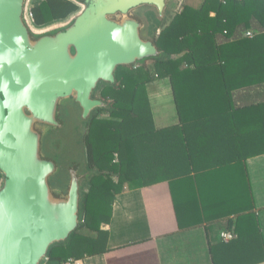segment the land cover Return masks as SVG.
<instances>
[{
    "label": "trees",
    "instance_id": "1",
    "mask_svg": "<svg viewBox=\"0 0 264 264\" xmlns=\"http://www.w3.org/2000/svg\"><path fill=\"white\" fill-rule=\"evenodd\" d=\"M82 1L35 0L30 6L34 25L67 18ZM154 19L150 29L158 52L117 66L114 82L102 89L108 116L88 119L83 140L89 174L81 185L79 220L65 239L48 247L46 264L107 249L108 231L103 225L110 220L113 195L124 183L135 188L167 180L182 189L184 203L194 201L201 210L202 187L195 185V179L264 152V100L234 101L236 89L264 88V0L184 4L160 29L161 19ZM249 28L256 34L243 36ZM162 77L171 81L180 123L158 129L146 84ZM240 202L233 209L234 223L227 219L224 224L237 237L210 245L213 264L264 260V239L248 177L245 200ZM175 209L180 228L203 222L177 201Z\"/></svg>",
    "mask_w": 264,
    "mask_h": 264
},
{
    "label": "water",
    "instance_id": "2",
    "mask_svg": "<svg viewBox=\"0 0 264 264\" xmlns=\"http://www.w3.org/2000/svg\"><path fill=\"white\" fill-rule=\"evenodd\" d=\"M179 1L83 0L70 26L35 39L54 24H32L30 0H0V264H46L48 247L78 223L80 166L42 153L48 127L63 128L56 106L72 99L87 114L99 104L90 98L98 80L158 52L143 11L166 17Z\"/></svg>",
    "mask_w": 264,
    "mask_h": 264
},
{
    "label": "crops",
    "instance_id": "3",
    "mask_svg": "<svg viewBox=\"0 0 264 264\" xmlns=\"http://www.w3.org/2000/svg\"><path fill=\"white\" fill-rule=\"evenodd\" d=\"M187 1L183 0L179 10L184 4L198 7L203 0ZM146 90L154 127L159 129L179 124L170 79L162 77L150 81ZM262 100V86L234 91L236 104ZM247 177L253 195L254 214L264 239L263 152L243 161H232L215 169L214 173L195 179V185L202 187L198 192L201 210L194 201L184 203L186 196L182 198L179 195L182 189L172 187L167 180L135 188L124 183L123 188L113 195L111 217L103 225L108 231L107 249L80 258V264H213L210 245L221 241L219 233L225 229L227 219L234 223L236 215L233 209L240 207L241 199L245 200ZM176 201L184 210L196 212L203 222L180 228ZM251 264H264V260Z\"/></svg>",
    "mask_w": 264,
    "mask_h": 264
},
{
    "label": "rangeland",
    "instance_id": "4",
    "mask_svg": "<svg viewBox=\"0 0 264 264\" xmlns=\"http://www.w3.org/2000/svg\"><path fill=\"white\" fill-rule=\"evenodd\" d=\"M35 0H30V3H33ZM187 1V0H186ZM188 2V1H187ZM183 4V0L175 3L172 8L167 10L166 17H162L161 19V25L157 29H160L163 25L167 24L169 20L173 17V15L179 11V6ZM31 6V5H29ZM143 16L148 20L150 23V26H153L155 23L154 14L150 10H144ZM149 17V19H148ZM69 23L68 18L63 20L55 21L51 24H54L52 28L56 29L61 26H65ZM155 27V26H154ZM151 31V29H150ZM153 35V32L151 31V34ZM150 62V61H148ZM73 101V100H72ZM71 100L63 101V103L60 105L61 109V115L64 118V123H67L69 121V126L71 129L67 131V127L63 126L62 130L58 128L48 127L46 132L50 131L53 134L45 135L43 139V147H42V153L43 155H47L49 157H56V162L66 169L69 168L73 163L76 161L79 164V175H80V182L83 183L86 180V175L89 174V172L86 170V158H85V149L84 145L82 144V136L86 133V125L85 124H79V126L75 127L80 121L78 119V113L79 110L76 105L73 104ZM70 113V116H66L65 112L67 111ZM66 116V117H65ZM108 113L105 112L103 114V117H107ZM68 118V119H67ZM64 130V134H63ZM74 130V131H71ZM68 134H67V133ZM70 132H73V139L71 138ZM67 134V136H66ZM75 142V144H74ZM73 143V144H72ZM75 155L77 157H75ZM67 173V172H66ZM66 178V177H65ZM51 183L61 185V187H66V179L64 182L60 180L59 177L57 178H51ZM3 182V177L0 176V185Z\"/></svg>",
    "mask_w": 264,
    "mask_h": 264
},
{
    "label": "flooded vegetation",
    "instance_id": "5",
    "mask_svg": "<svg viewBox=\"0 0 264 264\" xmlns=\"http://www.w3.org/2000/svg\"><path fill=\"white\" fill-rule=\"evenodd\" d=\"M31 14H32V13H31ZM31 19H32V16H31ZM71 21H72V20H70L69 23H70ZM31 23L34 24L33 19L31 20ZM71 24H72V23H71ZM71 24H70V25H71ZM70 25H69V26H70ZM66 28H67V27H66ZM52 29H54V28H52ZM52 29H50V30H52ZM64 29H65V28H64ZM50 30H47V31H44V32H36V31H33V34H34L35 39H38V38H40V37H42V36H46V35H53L54 33L57 32V31H56V32H50ZM58 31H59V30H58ZM71 51L73 52V48H71ZM114 71H115V70H114ZM113 78H114V72H113ZM113 82H114V79L111 80V81H106V80H102V79H100V80H98V81L96 82L95 86H94L93 89L91 90L90 98H91L92 100H94V101H98L99 104L94 105L93 107H91V108L89 109V111H88L87 114H83V113H82L83 110L79 107V105H78L76 102L72 101V99H70V100L73 102V104L77 106V108H78V110H79V113H78V119H79L80 122H79L77 125H75V127L79 126V124H85V125H86V131H87V122H88V119H89V118H91V117H92L93 115H95V114H97L98 117H103V114L105 113V111H104L105 100H104V98H103V96H102V89H103L106 85L111 84V83H113ZM99 110H101V111H99ZM60 112H61L60 106L57 105V106H56V111H55V119L58 121L59 124H61V125H63V126H66V127H67V131H68L69 129H71L70 126H69V121H67V123H64V118H63V116L61 115ZM65 114H66V116H70L69 110H68V113H67V111H66ZM66 116H65V117H66ZM67 119H68V118H67ZM71 131H74V130H71ZM66 133H67V132H66ZM47 134H48V136H49V134H53V133H51L50 131H48ZM63 134H64V130H63ZM67 134H68V133H67ZM67 134H66V136H67ZM84 135H85V134H84ZM84 135L82 136V140H81L83 145H84V140H83ZM69 136H71V138L73 139V132H70V135H69ZM72 144H73V143H72ZM74 144H75V142H74ZM84 149H85V145H84ZM75 157H77V156L75 155ZM44 158H46V159H48V160H51V161H53V162H56V161H55V160H56V157H55V156H53V157H49V156H47V155L44 154ZM85 158H86V149H85ZM79 164H80V163H78V162L76 161V162L73 163L71 166L78 167ZM71 166H70V167H71ZM85 168H86V166H85ZM86 170H87V168H86ZM87 171H88V170H87ZM88 172H89V171H88Z\"/></svg>",
    "mask_w": 264,
    "mask_h": 264
},
{
    "label": "built area",
    "instance_id": "6",
    "mask_svg": "<svg viewBox=\"0 0 264 264\" xmlns=\"http://www.w3.org/2000/svg\"><path fill=\"white\" fill-rule=\"evenodd\" d=\"M29 19H31V11L28 12ZM256 34V32L253 29H245L242 33L245 37H253ZM220 240L223 242H229L237 237V233L230 229H222L219 233ZM47 260V257L45 259V262ZM81 259L80 258H74V257H68L62 264H80Z\"/></svg>",
    "mask_w": 264,
    "mask_h": 264
}]
</instances>
